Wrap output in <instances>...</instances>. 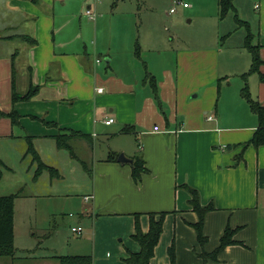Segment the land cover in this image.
<instances>
[{"label":"crops","instance_id":"obj_1","mask_svg":"<svg viewBox=\"0 0 264 264\" xmlns=\"http://www.w3.org/2000/svg\"><path fill=\"white\" fill-rule=\"evenodd\" d=\"M103 3L0 0V113L18 115L15 126L0 115V197L26 196L24 188L30 183L19 171L27 177L32 172L28 138L38 156L45 146L56 147L54 137L59 133L78 135L71 141L92 144L93 154L97 137L110 142L105 157L93 161L92 168L89 165L92 184L81 199L85 203L83 198L89 197L91 206L80 217L94 220L84 238L65 246L61 239L49 254H15L14 259L0 258V264H59L54 257L61 256H89L90 264H126L129 253L139 252L132 240L135 215L146 233L151 213L166 216L149 264H170L167 250L172 244L175 264H204L196 256L201 248L189 225L197 222V215L183 185L197 191L201 206L211 203L215 208L204 218L203 252L218 246L226 226L239 228L233 240L243 246L225 248L208 264H264V146L247 145L257 128L249 107L239 103L227 121L218 116L222 86L218 49L176 51L165 46L163 52L171 51L174 62L163 61L157 67L149 59L137 66L138 22L134 19L130 36L111 33L113 17L101 12ZM233 6L232 13L246 20L245 37L249 34L258 46L262 62L258 70L264 78V0H233ZM251 6L256 16L249 21ZM86 11L94 18L84 15ZM156 32L154 28L147 33L150 52L160 44ZM12 69L17 93L24 94L29 84L39 87L30 100L11 103ZM146 73L154 77V85L145 79ZM243 82L250 97L264 106V80L251 74ZM109 119L113 122L106 126ZM125 126L133 128L132 134H120ZM128 135L140 140L139 156L147 170L138 184L132 180L130 164L105 160L114 152L117 158L123 154L133 161L136 150L130 148ZM38 196L42 195L37 190L28 195ZM53 216L47 231L59 237Z\"/></svg>","mask_w":264,"mask_h":264},{"label":"rangeland","instance_id":"obj_2","mask_svg":"<svg viewBox=\"0 0 264 264\" xmlns=\"http://www.w3.org/2000/svg\"><path fill=\"white\" fill-rule=\"evenodd\" d=\"M102 1L105 7H102L101 12H105L108 17H113L111 33L130 36L135 21L138 22L139 36L136 41L141 55L134 58L137 66L149 63V59L157 67L163 61L174 62V54L171 51L168 55L163 52L162 48L165 46L176 51L183 47H216L220 55L219 73L220 83H222L217 104L218 116L220 114L226 121L229 120L230 114L236 111L239 103L248 108L241 94V98H235L244 87L245 83L241 75L248 71L250 63V57L243 48L245 31L237 26L235 14L232 12L223 21L218 19V0H120L114 7H111L113 0ZM183 4L188 7L184 9ZM86 5H84V11ZM235 8L239 10V7ZM171 9L174 13H170ZM253 16L256 14L251 6L248 20L251 21ZM240 19L246 21L243 18ZM154 28H157L156 33L161 35L160 44L157 50L150 52L153 46L149 44L146 37L147 33ZM101 65L104 66L103 59H101ZM127 140L130 148L133 147V150L138 152L133 155H140V140L133 135H128ZM109 144L110 142L106 143V140L97 137L93 154V151H90L92 144L89 143L87 146L84 141H71L74 158L70 152L58 150L56 147L51 148V145L42 148L39 155L41 161L57 169L59 178L51 176L47 171H43L35 178L37 165L33 162H31L32 172L28 177L19 171L22 177L29 181L30 187L24 188L25 197L19 195L20 198L14 199L13 246L16 249V256L46 255L49 254L48 249L56 247L61 239L63 241L60 245L65 246L84 238L94 219L89 216L80 217L85 211L90 210L91 206V202L83 203L81 195L88 193L87 190L92 184L93 172L91 177L87 175L89 165L92 168L93 161H99L105 157L108 151L106 147ZM127 155L131 156L132 153L129 152ZM27 156L32 161L30 155ZM81 162L86 164L87 169L82 167ZM33 180H37V183ZM32 190H37L42 196L29 198L28 195L32 194ZM51 215H56L52 218L60 226L59 237L54 236L51 230L47 231ZM72 227H80L83 230L82 234L72 233ZM46 234L49 236L46 237Z\"/></svg>","mask_w":264,"mask_h":264},{"label":"trees","instance_id":"obj_3","mask_svg":"<svg viewBox=\"0 0 264 264\" xmlns=\"http://www.w3.org/2000/svg\"><path fill=\"white\" fill-rule=\"evenodd\" d=\"M33 3H37L38 0H31ZM117 0H113V4L116 3ZM233 0H218V13L217 17L220 21L224 20L229 12H234ZM235 23L239 28H246V23L239 20L237 15L234 16ZM251 36L245 37V41L243 43V48L246 49L251 58L250 69L241 75V78L245 81L247 76L251 74H258L260 79L263 81L264 78L260 74L258 68L261 66L262 62L258 55V46H254L252 44ZM31 42V41H30ZM31 45H35L33 42ZM134 53L137 57H139V46L136 44ZM145 79L150 84L154 85V77L150 76L148 73L145 75ZM11 103L24 102L33 98L39 91V87L32 86L29 84L27 91L24 94H19L14 89V74L12 69V80H11ZM241 96L246 101L250 111L257 118V128L253 133L251 139L247 142V145L258 148L260 146H264V106H261L258 102L254 101L249 94L247 84H244V87L241 90ZM1 116L6 117L10 120L12 125H17L18 123V115L11 111L8 114L0 113ZM47 125L54 126L55 124L46 123ZM133 128L131 126H125L120 134H132ZM76 134H66L59 133L54 137V142L56 148L58 150H65L70 152L71 156L74 158V154L72 153L70 142L73 138L77 137ZM28 138L29 143H27V151L26 155H30L32 162L37 165V170L35 172V178H37L43 171L49 172V174L53 177H57L58 173L55 169L44 164L36 151L34 150L31 139ZM108 162H116L117 155L113 152H109L107 158L105 159ZM82 167L87 169L84 162H81ZM147 170L144 166V161L141 159L139 155L134 156L132 165H131V177L135 184H138L141 180V175L146 173ZM34 178V179H35ZM183 189L187 191L190 196L188 201V205L191 208V211L197 215V222L193 224H189L191 228L195 231L196 241L199 247L201 248V252L196 254L198 258H200L204 264H208L209 262H215L217 260V256L220 252H222L225 248L233 245L243 246L242 243L236 242L233 240L234 235L238 231L239 228L232 229L230 226H226L222 232V235L219 238L218 246L210 253L203 252V247L207 243V238L203 234V223L205 215L209 212L215 210L213 204H208L206 206H201L199 202L198 193L195 189H192L186 185L181 186ZM19 194L9 195V196H1L0 197V258H15L16 249L13 246V204L14 199L17 198ZM166 213H158V214H148L149 217V229L148 232L143 233L139 226L138 215H135V224H134V234L132 235V240L136 242L139 246L138 253H129L128 257L124 260L126 264H149L150 260L154 256V249L158 244L160 235L162 234V224L164 221V217ZM168 257L170 260V264H175V255H174V247L173 244L167 250ZM54 259L59 264H90L91 258L81 257V256H61L54 257Z\"/></svg>","mask_w":264,"mask_h":264},{"label":"built area","instance_id":"obj_4","mask_svg":"<svg viewBox=\"0 0 264 264\" xmlns=\"http://www.w3.org/2000/svg\"><path fill=\"white\" fill-rule=\"evenodd\" d=\"M182 6H183V8H187V7H188L186 4H183ZM257 7H258V6H255V8H257ZM170 13H174V10L171 9V10H170ZM85 14H86V16H87L88 18H90V19H93V18H94V16H93L89 11H86ZM91 16H92V17H91ZM96 63H99V61L97 60ZM97 92H98V93H101L102 90H101V89H98ZM112 122H113V120H112V119H109V120L104 121V124H105L106 126H108V125H110ZM154 130L157 131V127H154ZM83 199H84V202H85V203L89 202V200H90L89 197H84ZM71 231H72V233L77 234V235H81L82 232H83V230H82L80 227H73V228L71 229Z\"/></svg>","mask_w":264,"mask_h":264},{"label":"water","instance_id":"obj_5","mask_svg":"<svg viewBox=\"0 0 264 264\" xmlns=\"http://www.w3.org/2000/svg\"><path fill=\"white\" fill-rule=\"evenodd\" d=\"M105 63H107V62L105 61ZM117 161H118L119 163H121V164L128 163V164L132 165V160H128V159H126V158L123 156V154H119V156H118V158H117Z\"/></svg>","mask_w":264,"mask_h":264}]
</instances>
